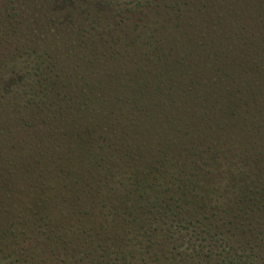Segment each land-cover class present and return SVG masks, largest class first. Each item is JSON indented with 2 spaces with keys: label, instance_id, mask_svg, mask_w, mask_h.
I'll use <instances>...</instances> for the list:
<instances>
[{
  "label": "trees",
  "instance_id": "obj_1",
  "mask_svg": "<svg viewBox=\"0 0 264 264\" xmlns=\"http://www.w3.org/2000/svg\"><path fill=\"white\" fill-rule=\"evenodd\" d=\"M0 264H264V0H0Z\"/></svg>",
  "mask_w": 264,
  "mask_h": 264
}]
</instances>
